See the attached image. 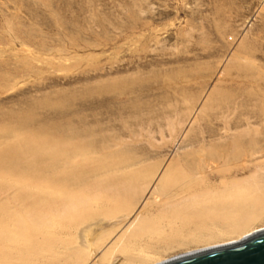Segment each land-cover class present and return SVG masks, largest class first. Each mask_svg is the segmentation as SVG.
<instances>
[{
	"label": "rangeland",
	"instance_id": "374dc122",
	"mask_svg": "<svg viewBox=\"0 0 264 264\" xmlns=\"http://www.w3.org/2000/svg\"><path fill=\"white\" fill-rule=\"evenodd\" d=\"M217 111L264 141V0H0V264H87L101 221L102 264L225 239L214 200L256 170L199 171Z\"/></svg>",
	"mask_w": 264,
	"mask_h": 264
},
{
	"label": "bare ground",
	"instance_id": "6f19581e",
	"mask_svg": "<svg viewBox=\"0 0 264 264\" xmlns=\"http://www.w3.org/2000/svg\"><path fill=\"white\" fill-rule=\"evenodd\" d=\"M223 68H220L216 71V73H215L216 80L229 82L231 80V78L227 74L228 71L226 72V70ZM223 83L224 82H222V84ZM218 84H220V82H218ZM220 87H222V86H220ZM220 90H222V89H220ZM211 91H210V93H211ZM208 93L206 96H208L210 94V93L209 94ZM203 104H205V102ZM200 106H201V104H200ZM228 111H229L230 115H232L234 113L231 109H229ZM228 116H229V114L223 117L222 111L221 112H219V111L215 112L213 118H214V120H217V122H218L217 123V131L216 130H210L209 132L206 131L205 124H204L203 119H202L201 126L199 129V140H200V145L198 148V152L200 153L199 158H198L199 159V161H198L199 162V166H198L199 171H201L207 175L212 174V175L216 176L217 171H222L221 168L223 166H227L228 168L223 170L224 174H222V176H230L231 177L233 174H238V175L239 174L241 175L242 173L247 174V172H250L252 169H255L256 172L251 174L246 179L242 178L241 180H236V182L233 183V184L237 185L234 189L230 188V187H232V186H230L229 188L222 190V195L224 197H222V198L220 197V198L214 200V203L217 207V213H218V214L216 213V215H218V217L221 220V223H216L214 225H220L219 226L220 228L223 227V228H227L229 230L226 238L221 239V240L208 241L207 243H205L203 245H198L194 248H189V249L185 250L180 256L197 253V252L204 251L207 249H212L215 247L229 245L231 243L239 242L242 239H245L251 235H254L256 233L264 231V141L263 142L252 141V140L246 141L245 138L247 136V133H246L247 131L243 130L242 124L241 125L236 124L233 121V119H230ZM194 119H196V118H194ZM207 135L213 139L211 142V145H210L211 146L210 150H207L205 148V141H206ZM217 138H218L219 142H215V140ZM91 154H92V152H91ZM237 161L239 162V164L237 163ZM196 162H197V160H196ZM234 165H236V166H234ZM162 176H163V174H160L158 177H156L157 179L154 181V187L155 188L158 186V183L161 181ZM150 189H151V187H150ZM160 198H158V200H160ZM162 198H165V197H162ZM49 199H51V198L49 197ZM163 200H165V199H163ZM43 204H44V201H43ZM52 204L54 206L50 210V212H49L50 208L47 210H41L39 212L38 216L39 217H45V216L49 215V213H51V212L52 213L61 212L62 208L64 210H66V208H70V203H68V202H62L61 203V202H57V201L54 202L53 201ZM148 205H150V204H148ZM117 218H118V216H117ZM136 218L137 217H135L131 221V217L129 215H124L121 217L119 216L118 219H115L116 221L114 219H111L110 221L113 220L117 223V222H123V221L127 220V222L130 223V225H132L134 223V221L136 220ZM108 220L109 219H106V221H108ZM95 221H97V220H95ZM104 221H105V219H104ZM93 222H91V223H93ZM40 223H41L40 218L31 219L29 224L24 223L23 219H22V231H24L26 229L30 230V229L34 228L35 226L40 225ZM91 223H89V224H91ZM95 223H93V224H95ZM106 223L109 225L108 222H106ZM112 225H110V226H112ZM130 225H129V227H130ZM106 226L104 227V225L101 221L99 223L97 222L96 225H92V224L86 225V227H84V228H83V226H81V228H83V229H81L80 232L78 231V238H79L78 242H79V244L82 247L90 248V253H91L92 258L87 264H102V263H100L99 258L96 257L97 248L95 245V239L101 230L106 229ZM98 227H100V228L97 229ZM218 231H219V229H218ZM222 233H224V232H222ZM205 235H206V232H205ZM0 241H1V243L6 242L7 237L5 235L2 236ZM7 243H9V242H7ZM145 252H146V250H145ZM177 255L178 254H176L175 256H177ZM159 256H160V254H159ZM175 256H173V257H175ZM180 256H177V257H180ZM138 258H139V260L134 262V264H161V263H164L166 261H169V259L170 260L174 259L171 257L169 259H168V257H167V259H165V258L160 259V257H158V256L155 257L154 255H149L148 253L145 254L144 252L141 255H139ZM161 258H162V256H161ZM115 262H116L115 260H110L109 262L104 263V264H115Z\"/></svg>",
	"mask_w": 264,
	"mask_h": 264
},
{
	"label": "water",
	"instance_id": "95a60500",
	"mask_svg": "<svg viewBox=\"0 0 264 264\" xmlns=\"http://www.w3.org/2000/svg\"><path fill=\"white\" fill-rule=\"evenodd\" d=\"M161 264H264V231L239 242L180 256Z\"/></svg>",
	"mask_w": 264,
	"mask_h": 264
}]
</instances>
